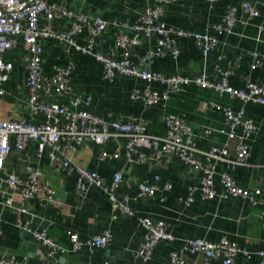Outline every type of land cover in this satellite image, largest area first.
<instances>
[{"label": "crops", "instance_id": "0c3cea01", "mask_svg": "<svg viewBox=\"0 0 264 264\" xmlns=\"http://www.w3.org/2000/svg\"><path fill=\"white\" fill-rule=\"evenodd\" d=\"M60 2L67 9L82 11L89 17L99 16L108 23L133 21L142 14L154 0H47ZM243 1L254 4L259 15L246 20L245 15L237 12V21L231 34L217 36L218 47L203 57L191 39L180 40V55L173 60L168 57H155L152 61L142 64L140 56L144 50L153 49L154 42L141 38L140 43L132 48L130 60L140 71H155L164 76L180 75L194 78L202 73L210 79H220L218 70L225 71L234 63H238L233 75L228 78L230 86L236 89L244 88L247 81L259 84L264 78V68L251 70L250 53L264 56V0H217L209 4L205 0H177L167 6L164 22L167 26L191 33L207 31L214 34L212 26L219 23L228 6H238ZM107 28L94 45V51L102 54H112L115 27ZM57 28H68V24L57 19ZM128 39L133 33L127 31ZM86 39L84 32L78 37V43ZM44 52V74L52 75L56 67L72 66L70 86L73 95L89 96L88 109L105 121L114 119L126 121L133 119L147 124L150 134L162 136L164 128L162 121L166 116H176L184 120L191 131L192 140L197 149L208 151L211 148H226L231 159L235 158L237 141L228 139L229 128L223 114L224 109L238 111L244 108L245 118L255 126V130L245 138L248 156L243 166L231 169L226 163L207 160L198 155L202 163H210L215 167V200H204L199 192L201 174L182 164L176 157L170 156L157 162L151 158L150 150L142 149L145 161L128 163L125 161L126 150L121 141L119 149L120 160L104 159L98 155L101 150L113 153L114 144L105 147L88 142L82 143L73 150H67L66 156L75 164L97 172L104 178L107 185L111 184L113 174L122 170L123 181L115 191L119 198L128 195L129 206L135 218H127L118 211L112 210L107 196L96 188H89L84 198L75 196L74 177L67 176L58 170L49 159V150L41 155L36 153V145L31 144L25 153L12 148L2 168H0V220L2 233L0 235V258L13 256L26 260L30 264H145L134 262L132 253L139 247L144 231L138 224V217H147L154 222L165 223L173 236L170 243H160L154 250L150 264H167L170 253L181 250L191 239H204L217 242L227 239L236 243L249 253V259L238 258L237 264H258L257 253L263 247L264 231L258 215L263 205L251 206L239 198L225 197L218 184L222 173L229 174L235 183L244 189L256 187L264 189V106L255 103L243 104L236 98L225 93H216L211 89H202L193 84L183 91L172 94L166 102L145 105L133 102L130 95L133 91H143L148 84L132 79L121 78L111 83L102 79L101 66L91 55L73 50L66 51L64 47L50 41L40 42ZM24 50L21 45L6 53L13 71L8 81L3 85L4 95L0 97V121H15L27 117L33 122H42L41 116H29L26 73L23 70L20 57ZM117 56V55H116ZM149 88L163 94L165 86L151 83ZM46 102L68 104V98H57L54 93L42 97ZM203 104L218 105L216 110ZM73 109V108H72ZM74 110V109H73ZM208 132V133H207ZM238 135L241 129L236 130ZM60 157L58 152L55 153ZM39 170L40 181L54 191L51 202L22 201L12 193L5 180L8 175L15 174L25 177ZM158 177V180H155ZM140 184L156 185L158 190L151 197H138ZM170 184L171 189H163ZM190 189L192 203L187 204ZM12 194L13 204L5 207V196ZM22 206L27 214L22 219L32 229L45 230L67 252L53 260H47L44 247L29 234L19 231L16 227L18 218L16 209ZM105 230L112 234V241L104 247L83 248L71 252L68 233H77L81 240L99 236ZM186 264H221L219 261H205L202 257L186 254Z\"/></svg>", "mask_w": 264, "mask_h": 264}, {"label": "built area", "instance_id": "2783aa9c", "mask_svg": "<svg viewBox=\"0 0 264 264\" xmlns=\"http://www.w3.org/2000/svg\"><path fill=\"white\" fill-rule=\"evenodd\" d=\"M209 4L217 0H205ZM177 0H154L151 6H147L142 14L133 21L108 23L99 16L89 17L82 11L67 9L60 2H48L47 0H0V97L4 95L3 85L8 81L14 65L5 58L6 53L22 46L24 53L20 57V63L26 73V87L28 92L29 116H41L42 122H33L27 117L15 121H0V168L3 167L6 158L12 148L25 153L31 144L36 145L37 155L49 150L50 162L67 176L74 177L75 196L84 198L89 188H96L107 196L112 210L118 211L127 218H135V214L129 206L128 195L117 197L115 191L123 181L122 170L116 171L108 186L103 177L97 172L90 171L79 164L73 163L67 156V150H73L82 143L88 142L105 147L114 144L116 150L108 153L101 150L98 159L120 160L119 149L123 141L126 150L125 161L128 163H142L145 161L143 148L150 150L151 158L160 162L165 157H176L182 164L201 174L199 192L204 200H215V167L210 163H202L197 157L204 156L207 160H216L226 163L231 169L243 166L248 156L245 138L254 132L255 126L245 118L244 108L238 111L224 109L223 114L229 128L228 139L237 141L235 158L229 157L226 148H211L208 151H200L196 148L189 127L183 119L176 116H166L162 121L164 134L157 136L150 134L147 124L142 121L128 119L105 121L88 109L78 110L79 106L88 107L91 103L89 96L73 95L70 78L72 66L56 67L52 75L44 74V52L41 41H50L68 49L86 55H91L101 66L102 79L105 82H113L121 78H132L143 81L148 86L143 91H133L130 99L133 102H141L145 105H154L157 102H166L172 94L181 92L190 84L202 89H211L216 93H225L231 98L240 100L243 104L255 103L264 106V78L259 84L246 82L244 88L236 89L230 86L228 78L233 75L238 63H234L225 71L218 70L220 79H210L202 73L194 78L180 75L164 76L155 71H140L130 60L132 48L140 43L143 37L147 41L154 42V48L144 50L140 56L142 64L152 61L155 57H168L177 59L180 55V40L191 39L205 58L218 47L217 36L231 34L236 21L237 12L241 11L246 20H251L259 15L257 7L243 1L238 6H228L219 23L212 26L213 35L207 31L203 33H191L184 30L169 27L164 22L165 8ZM60 19L68 24V28H57L56 20ZM111 27H115L114 42L111 46L112 54H102L94 51V45L102 33ZM127 31L133 33L130 40ZM86 33L83 44L78 43V37ZM117 55V56H116ZM252 58L251 70L264 68V56L250 53ZM151 83H160L165 86L163 94L152 91ZM54 93L57 98H68V104L58 102H46L43 96ZM204 109L211 107L216 110L218 105L203 104ZM74 110H73V109ZM240 128L241 134L236 130ZM208 133V132H207ZM56 152L60 157L56 156ZM40 171L36 170L25 177L15 174L8 175L5 182L22 201L51 202L54 191L48 185L40 181ZM158 180V177H155ZM218 184L223 195L231 198H239L247 201L251 206L263 205L258 215V220L264 231V189L256 187L244 189L238 186L232 177L222 173L218 177ZM163 189H171L170 184H165ZM158 190L156 185L140 184L138 197H151ZM196 189H190L187 204L192 203V193ZM5 207L13 204L12 194L5 196ZM18 218L15 227L29 234L34 240L44 247V255L47 260H53L63 255L67 250L54 241L45 230L32 229L22 217L27 214L26 208L19 206ZM138 224L144 231L139 247L132 253L134 262L150 264L153 260L154 250L160 243L173 241L172 234L165 223L154 222L147 217H138ZM2 222L0 220V235ZM68 240L70 251L75 252L83 248L91 250L93 247H104L112 241V234L105 230L97 237L81 240L77 233L69 232ZM186 254L202 257L205 261H219L221 264H237L238 258L249 259L250 255L241 249L236 243L227 239L210 242L204 239H191L179 250L170 253L167 264H186ZM258 264H264V240L263 247L257 253ZM0 264H30L26 260H19L13 256L0 258ZM94 264H108L107 262Z\"/></svg>", "mask_w": 264, "mask_h": 264}]
</instances>
